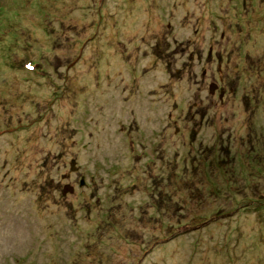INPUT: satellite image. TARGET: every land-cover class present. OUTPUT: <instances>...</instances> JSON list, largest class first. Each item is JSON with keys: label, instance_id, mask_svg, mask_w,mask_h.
Returning a JSON list of instances; mask_svg holds the SVG:
<instances>
[{"label": "rangeland", "instance_id": "374dc122", "mask_svg": "<svg viewBox=\"0 0 264 264\" xmlns=\"http://www.w3.org/2000/svg\"><path fill=\"white\" fill-rule=\"evenodd\" d=\"M0 264H264V0H0Z\"/></svg>", "mask_w": 264, "mask_h": 264}, {"label": "water", "instance_id": "95a60500", "mask_svg": "<svg viewBox=\"0 0 264 264\" xmlns=\"http://www.w3.org/2000/svg\"><path fill=\"white\" fill-rule=\"evenodd\" d=\"M74 164V162L73 163H71V167H72V165ZM72 169H73V167H72ZM65 192V191H64ZM167 241V240H166Z\"/></svg>", "mask_w": 264, "mask_h": 264}, {"label": "bare ground", "instance_id": "6f19581e", "mask_svg": "<svg viewBox=\"0 0 264 264\" xmlns=\"http://www.w3.org/2000/svg\"><path fill=\"white\" fill-rule=\"evenodd\" d=\"M104 1V0H103Z\"/></svg>", "mask_w": 264, "mask_h": 264}, {"label": "flooded vegetation", "instance_id": "af4514ba", "mask_svg": "<svg viewBox=\"0 0 264 264\" xmlns=\"http://www.w3.org/2000/svg\"><path fill=\"white\" fill-rule=\"evenodd\" d=\"M223 93V92H222Z\"/></svg>", "mask_w": 264, "mask_h": 264}]
</instances>
